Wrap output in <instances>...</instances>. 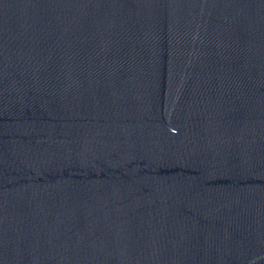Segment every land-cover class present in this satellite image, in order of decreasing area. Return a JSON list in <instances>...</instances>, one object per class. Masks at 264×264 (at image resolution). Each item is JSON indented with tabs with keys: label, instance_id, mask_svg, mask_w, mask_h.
Segmentation results:
<instances>
[{
	"label": "water",
	"instance_id": "1",
	"mask_svg": "<svg viewBox=\"0 0 264 264\" xmlns=\"http://www.w3.org/2000/svg\"><path fill=\"white\" fill-rule=\"evenodd\" d=\"M0 264H264V0H0Z\"/></svg>",
	"mask_w": 264,
	"mask_h": 264
}]
</instances>
